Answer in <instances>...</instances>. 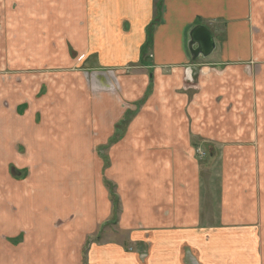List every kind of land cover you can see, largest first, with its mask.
<instances>
[{
	"label": "crops",
	"instance_id": "crops-1",
	"mask_svg": "<svg viewBox=\"0 0 264 264\" xmlns=\"http://www.w3.org/2000/svg\"><path fill=\"white\" fill-rule=\"evenodd\" d=\"M0 264H264V0H0Z\"/></svg>",
	"mask_w": 264,
	"mask_h": 264
},
{
	"label": "rangeland",
	"instance_id": "rangeland-1",
	"mask_svg": "<svg viewBox=\"0 0 264 264\" xmlns=\"http://www.w3.org/2000/svg\"><path fill=\"white\" fill-rule=\"evenodd\" d=\"M31 6H28L27 8H30ZM37 8H38V6L35 7V9H37ZM24 19H26V21L29 22V23L31 22V26L33 27V29H32L33 33L37 34V33L40 32L37 29L38 28V24H37V20H36L35 17H33V18L26 17ZM51 25L52 26H50L49 31H52L53 24L51 23ZM36 30H38V32ZM28 33L32 35V31L31 30H28ZM23 51H24L25 58H28L30 55L33 56V58H34V62H33V64L30 65V67H38V58H41L40 55L38 56V53H41V51H43V50H36V48H34V50H33V49H28L27 48V49H25ZM24 64L27 65L26 63H24ZM126 126H127V124H117L116 127H115V133L111 137V139L109 140V143L106 144V145L103 144V145L95 147V151L98 154V157L100 158V159L98 158L99 161L94 163V166H93V167H95V169H94L95 175H98L99 173H101L103 176L105 175L106 168L110 167V165H109L110 164V161H109L110 158H109V155L107 154L108 147H110L112 143L117 141L119 136H121L120 133L123 132V129ZM198 150H199V152L196 149V153H195L196 157H197V159L202 161L203 168H204V170H207V174L209 173V178H207L205 176L206 177L205 178L206 179V182H205V187H206L205 200H206V202L205 203H207V206L210 205L209 200L211 198L210 195H212V193H211V191L209 192V188H210V190L213 189V191L216 192V195L213 194V196L214 195L215 196H214V199L212 201V204H213L212 208H213L214 214L217 216L218 201H219L218 200V194H217V188H218L219 179H220L219 174H218L219 170H220L219 169V167H220L219 158L216 156L215 159L213 158L214 160H212V157H211V152L212 151H211V149L205 148L204 145H202V144H200V146H198ZM77 163L81 164V162H76V161H74L71 158V156H67L66 155L62 160H60L59 162L56 163L57 164L56 169L58 171L62 169L64 172L63 173L59 172L60 174L59 173L57 174L56 180H55V177H49V176L46 177L47 181L49 183H51L52 186H55V181L59 184V186H63V188L61 187V189H62V193H61L62 199H61V201L63 203H68V202H70V200H73V194L69 193V192H71L70 189L67 188V186H64L67 182H66V180H64L65 178L63 177V175H64V173L66 171H71L72 169H74L76 167ZM86 163L87 162H84V164H86ZM50 166H51V164L49 165V167ZM46 168H47V166L45 164L44 167L42 168V171L45 172ZM43 177H45V175ZM104 178H106V177L104 176ZM20 179H22V178H20ZM207 179H208V187L209 188L207 187ZM103 181L105 183V180H103ZM109 185L111 187V190H112L111 193H112L113 190H114L113 189L114 184L110 181ZM42 186L50 187V185H46V186L42 185ZM107 186H108V184H107ZM207 190H208V192H207ZM114 196H115V193L112 195L113 201H114ZM86 199L87 198H85V200ZM51 200H54V198H52V196L45 198V200L37 199L36 202L44 201V202L48 203ZM118 216H119V211H118V208H116L114 210V212H113V218L114 217H118ZM116 229H118V228H117V226L115 224L107 225L105 232L108 233L109 236L112 238V237L116 236L115 235Z\"/></svg>",
	"mask_w": 264,
	"mask_h": 264
},
{
	"label": "water",
	"instance_id": "water-1",
	"mask_svg": "<svg viewBox=\"0 0 264 264\" xmlns=\"http://www.w3.org/2000/svg\"><path fill=\"white\" fill-rule=\"evenodd\" d=\"M213 34L204 26H197L192 33V46L195 43H198V49H193V53L200 54L201 52L205 53L215 47ZM206 49V50H205Z\"/></svg>",
	"mask_w": 264,
	"mask_h": 264
},
{
	"label": "trees",
	"instance_id": "trees-1",
	"mask_svg": "<svg viewBox=\"0 0 264 264\" xmlns=\"http://www.w3.org/2000/svg\"><path fill=\"white\" fill-rule=\"evenodd\" d=\"M159 18L157 17L154 21V23L152 24V26H150L149 30H148V39H147V42L145 44V47H144V52H148V50H150V44H151V34H152V31H153V28L155 26V24L158 22ZM129 117L126 119V121L124 123H128L129 121Z\"/></svg>",
	"mask_w": 264,
	"mask_h": 264
},
{
	"label": "built area",
	"instance_id": "built-area-1",
	"mask_svg": "<svg viewBox=\"0 0 264 264\" xmlns=\"http://www.w3.org/2000/svg\"><path fill=\"white\" fill-rule=\"evenodd\" d=\"M197 151L199 152V150L197 149Z\"/></svg>",
	"mask_w": 264,
	"mask_h": 264
}]
</instances>
